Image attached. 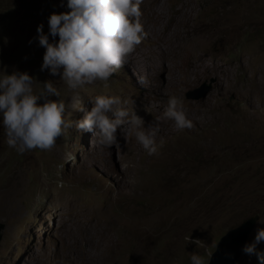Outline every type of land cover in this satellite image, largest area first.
Masks as SVG:
<instances>
[{
  "label": "rangeland",
  "instance_id": "1",
  "mask_svg": "<svg viewBox=\"0 0 264 264\" xmlns=\"http://www.w3.org/2000/svg\"><path fill=\"white\" fill-rule=\"evenodd\" d=\"M65 4L0 0V72L27 71L34 88L51 80L72 125L50 150L22 154L0 128V264H94L87 235L100 216L101 264H190L193 252L208 264L229 229L255 213L264 221V0H152L144 29L154 22L164 46L145 38L106 86L75 90L40 71L36 40L37 25L47 33V17ZM212 80L204 96L187 98ZM100 94L126 100L146 126L160 118L158 154L147 155L128 130L103 147L75 128ZM170 95L181 97L191 128L164 118ZM258 221L247 243L264 227ZM256 248L264 253V242ZM236 264L264 262L242 252Z\"/></svg>",
  "mask_w": 264,
  "mask_h": 264
},
{
  "label": "clouds",
  "instance_id": "2",
  "mask_svg": "<svg viewBox=\"0 0 264 264\" xmlns=\"http://www.w3.org/2000/svg\"><path fill=\"white\" fill-rule=\"evenodd\" d=\"M140 4L141 0H66L67 11L52 12L47 17V33L43 23L36 27V40L44 49L40 71L59 75L72 90L96 81L106 86L115 69L147 38L140 21ZM33 77L15 69L0 72V128L6 145L21 154L33 149L50 150L64 130L72 126L64 118V103L58 99L60 94L51 80L34 88ZM89 103L90 109H81L84 115L75 122V128L95 136L98 146L115 145L118 129L128 130L147 155L158 154L159 117L146 126L144 119L135 111L130 113L127 101L118 96L100 94L90 97ZM163 116L177 130L192 127L180 96L167 98ZM261 242L264 227L255 230L253 240L243 245L242 252L264 262V253L256 248ZM225 256L230 258L229 253ZM189 262L205 264L198 252L189 256Z\"/></svg>",
  "mask_w": 264,
  "mask_h": 264
},
{
  "label": "water",
  "instance_id": "3",
  "mask_svg": "<svg viewBox=\"0 0 264 264\" xmlns=\"http://www.w3.org/2000/svg\"><path fill=\"white\" fill-rule=\"evenodd\" d=\"M213 81L214 80L203 82L199 88L189 90L186 94L187 98H201L212 88ZM258 219V213L252 214L243 220L238 226L229 229L220 238L215 250L211 253L208 264H236L242 254V247L248 242V237ZM2 228L3 224L0 223V230ZM225 253H229L230 258H227Z\"/></svg>",
  "mask_w": 264,
  "mask_h": 264
},
{
  "label": "bare ground",
  "instance_id": "4",
  "mask_svg": "<svg viewBox=\"0 0 264 264\" xmlns=\"http://www.w3.org/2000/svg\"><path fill=\"white\" fill-rule=\"evenodd\" d=\"M152 0H141V4H140V10H141V16H140V21H141V23L143 24V23H147V22H149L150 21V18H151V16H153L154 15V13H155V9L151 6V5H149L150 4V2H151ZM142 4H143V7H142ZM156 8V7H155ZM231 9V8H230ZM158 10V9H157ZM186 10V9H185ZM157 14V13H156ZM156 16V15H155ZM143 17H146V19H143ZM154 20V19H153ZM180 21V20H179ZM156 22V21H155ZM154 23V22H153ZM153 23L151 22V23H149L148 24V28H149V30H147V32L149 31V33H148V35H147V38L149 39V40H151V41H153V42H155V43H157L158 45H163V41H160L159 40V37L158 38H156L155 36H153V34L151 33V31L153 32L154 31V25H153ZM178 23V22H177ZM144 26V28H146L145 26H146V24L145 25H143ZM162 26V25H161ZM164 26V25H163ZM235 27V26H234ZM167 28V27H166ZM234 30V29H233ZM172 31V30H171ZM211 31V30H210ZM215 31V30H214ZM160 32H161V30H160ZM177 35V34H176ZM235 36V35H234ZM226 37V36H225ZM229 37V36H228ZM161 38V37H160ZM214 39H217V38H215V37H213ZM234 38V37H233ZM213 39V40H214ZM226 39V38H225ZM230 41V40H229ZM198 45V44H197ZM164 46V45H163ZM199 46V45H198ZM162 47V46H161ZM195 47V46H194ZM200 49L196 52V54H195V57H198V56H201L202 55V52H203V47H199ZM187 53V52H186ZM206 54V53H205ZM208 55V54H207ZM173 56V55H172ZM202 57V56H201ZM198 58H200V57H198ZM209 59V58H208ZM204 60V59H203ZM201 64V63H200ZM207 64H209V63H207ZM202 65V64H201ZM218 67V66H217ZM202 69V68H201ZM216 70V69H215ZM98 215H100V213H98ZM99 217V216H98ZM100 218H101V216L97 219V221H96V223L94 224L95 226H96V228L97 229H95V230H91L90 231V236L89 235H87V241L89 242L88 243V246H91L92 248H94V251H89L90 249L89 248H87V251H89V252H87L86 251V254H85V256H86V258L88 259V260H91L94 264H101V261H103L105 258H106V256H104L103 258H101L100 256H99V252H95V250H98L97 248L99 247V246H101L102 244H101V241L99 240V238H101V235H107L106 234V229H107V226L105 225V224H103V221H101V223H99L98 221L100 220ZM111 228V227H110ZM104 239V238H103ZM82 246V245H81ZM80 246V247H81ZM119 246V245H118ZM91 248V249H92ZM102 249V248H101ZM121 249V248H120ZM119 250V249H118ZM116 252V251H115ZM120 252V251H119ZM100 254H101V252H100ZM80 260L81 261H83L84 262V258H80Z\"/></svg>",
  "mask_w": 264,
  "mask_h": 264
}]
</instances>
